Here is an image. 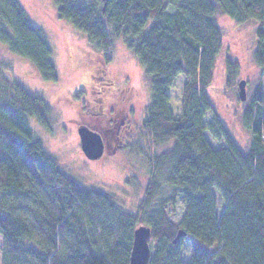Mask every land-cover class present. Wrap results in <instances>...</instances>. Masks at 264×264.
Returning a JSON list of instances; mask_svg holds the SVG:
<instances>
[{"label":"trees","instance_id":"1","mask_svg":"<svg viewBox=\"0 0 264 264\" xmlns=\"http://www.w3.org/2000/svg\"><path fill=\"white\" fill-rule=\"evenodd\" d=\"M53 1L59 18L84 33L107 63L122 40L144 69L151 103L142 132L156 145L172 143L152 163L185 209L179 220L166 205L146 212L162 186L152 177L136 214H109L116 195L83 187L63 172L29 122L52 133L49 103L8 79L0 63L2 264H129L141 225L152 232L148 264H264V0ZM219 13L258 25L260 78L241 115L250 133L247 150L217 114L207 121L214 112L208 89L223 49ZM0 44L31 61L42 80L59 81L48 38L19 0H0ZM238 71V63H228L231 86ZM181 74L187 81L175 114L170 90ZM180 230L186 236L174 242ZM187 240L190 260L183 254Z\"/></svg>","mask_w":264,"mask_h":264},{"label":"rangeland","instance_id":"2","mask_svg":"<svg viewBox=\"0 0 264 264\" xmlns=\"http://www.w3.org/2000/svg\"><path fill=\"white\" fill-rule=\"evenodd\" d=\"M19 2L31 22L45 32L53 51L59 81L42 80L31 61L12 54L2 44L0 63L9 70L6 73L8 79L18 81L29 92L49 103L52 133L35 119L29 120L47 153L60 164L63 172L81 186L116 195V209L109 210V214H136L154 177L162 186L146 212L166 205L170 216L179 220L185 205L175 189L163 182L164 172L155 171L152 163L155 157L170 150L172 143L156 145L142 132L151 103V91L149 79L137 58L122 40H118L114 43L112 60L107 63L102 52L89 42L84 33L59 18L53 0ZM216 21L223 32V49L216 61L213 83L208 89L214 112L208 113L207 121L210 123L213 113L217 114L238 145L247 150L250 133L243 127L241 118L246 102L239 98L238 84L241 80L246 81L248 99L257 88L260 69L254 62V52L258 25L255 22L240 25L221 13L216 15ZM229 62L239 66L234 86L228 83ZM186 81L184 75H179L170 90V103L175 114L181 113ZM122 116H127L131 125L127 131H120L123 143L117 147L113 140L117 130L115 125ZM112 118L114 120L110 122ZM81 125L97 131L109 141V147L100 160L92 161L84 155L78 134ZM207 136L214 146L220 145L209 134ZM173 197L175 203L170 205ZM105 232V229L98 231L100 236ZM150 246L152 251L151 243ZM183 249L184 258L190 260L188 240Z\"/></svg>","mask_w":264,"mask_h":264},{"label":"water","instance_id":"3","mask_svg":"<svg viewBox=\"0 0 264 264\" xmlns=\"http://www.w3.org/2000/svg\"><path fill=\"white\" fill-rule=\"evenodd\" d=\"M238 87L240 100L246 101V81L241 80ZM78 134L81 148L86 158L92 161L100 160L105 154V144L102 135L85 125L79 127ZM151 233V228L145 225H141L135 229L129 264H148L151 257L149 242ZM183 236H186V234L180 230L174 242H177Z\"/></svg>","mask_w":264,"mask_h":264},{"label":"flooded vegetation","instance_id":"4","mask_svg":"<svg viewBox=\"0 0 264 264\" xmlns=\"http://www.w3.org/2000/svg\"><path fill=\"white\" fill-rule=\"evenodd\" d=\"M104 106V105H103ZM127 117V116H126ZM124 116H122V118H120L117 122H116V125L115 127L117 128L115 134L116 136L114 137V142L115 144L117 145V147L121 146V144L123 143L122 142V139L120 137V131L122 129H125V131L128 130V126L131 125L129 122H130V119L126 118ZM114 119L112 118V120L110 119V122L113 121ZM109 122V120H108ZM109 124V123H108ZM107 125V123H106ZM83 126V125H81ZM86 126V125H85ZM106 127V126H105ZM108 131H110V129H107ZM103 139H104V144H105V152H106V149L109 147V141L107 139H105V137L103 136ZM105 155V154H104ZM104 157V156H103Z\"/></svg>","mask_w":264,"mask_h":264}]
</instances>
